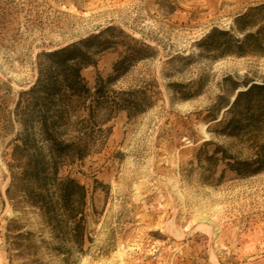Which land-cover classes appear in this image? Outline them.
Instances as JSON below:
<instances>
[{
  "label": "rangeland",
  "instance_id": "1",
  "mask_svg": "<svg viewBox=\"0 0 264 264\" xmlns=\"http://www.w3.org/2000/svg\"><path fill=\"white\" fill-rule=\"evenodd\" d=\"M262 3L0 0V264H264V172L240 177L220 154L208 158L217 146L239 159L251 155L220 134L217 121L231 116L225 107L234 93L264 81V55L215 57L202 47L214 28L241 39L264 25ZM242 14L244 33L235 21ZM66 46L94 60L81 70L90 87L129 46L142 48L114 88L149 82L154 91L151 108L112 118L82 160L55 170L41 145L51 190L53 178L66 175L87 189L82 249L9 188L19 138L27 133L40 145L39 124L21 114V93L50 70L45 53ZM201 216L216 233L199 226Z\"/></svg>",
  "mask_w": 264,
  "mask_h": 264
},
{
  "label": "trees",
  "instance_id": "2",
  "mask_svg": "<svg viewBox=\"0 0 264 264\" xmlns=\"http://www.w3.org/2000/svg\"><path fill=\"white\" fill-rule=\"evenodd\" d=\"M256 8L264 9V3ZM246 20L247 14L235 19L240 32L246 31ZM203 42L204 50L215 57L264 55V25L254 32L244 33L241 39L228 30L214 28ZM69 49L70 46H66L45 53L50 60V70L45 75L40 71L36 82L21 93L20 103L24 102L21 114L34 116L39 124L40 145L27 133L19 138L20 143L14 145L11 154L10 167L17 172L9 188L20 189L60 233L67 232L73 243L82 249L87 189L76 178L66 175L53 178L51 190L46 184L48 162L41 154V145L47 148L55 170L60 165L82 160L91 148L101 144L109 132L104 125L112 118L120 112H125L130 119L135 118L151 108L154 91L149 82L129 89L114 88L117 80L141 57L142 48L129 46L126 54L114 64L113 72L105 78L99 76L92 87L87 85L81 70L94 65V60L85 52ZM227 106L226 111L231 116L217 121L223 125L218 132L239 139L251 155L239 159L217 146L208 158L217 160L220 154L225 165L240 177L264 172V81L238 90L235 100Z\"/></svg>",
  "mask_w": 264,
  "mask_h": 264
},
{
  "label": "bare ground",
  "instance_id": "3",
  "mask_svg": "<svg viewBox=\"0 0 264 264\" xmlns=\"http://www.w3.org/2000/svg\"><path fill=\"white\" fill-rule=\"evenodd\" d=\"M235 97H236V93H234L232 95V97H231V103L235 100ZM228 107L229 106H227L226 108H228ZM206 135H207V133H206ZM198 222H199V226L201 228H203V230L206 233L213 234V233H216L217 232V230L213 228L214 224H213V222H212V220L210 218H207L205 216H201V217H198Z\"/></svg>",
  "mask_w": 264,
  "mask_h": 264
}]
</instances>
